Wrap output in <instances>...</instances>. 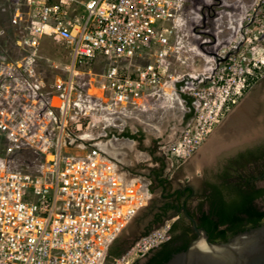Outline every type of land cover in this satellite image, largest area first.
Returning <instances> with one entry per match:
<instances>
[{"label": "built area", "instance_id": "2783aa9c", "mask_svg": "<svg viewBox=\"0 0 264 264\" xmlns=\"http://www.w3.org/2000/svg\"><path fill=\"white\" fill-rule=\"evenodd\" d=\"M2 1L0 13L15 36L9 42L20 55L0 61V264H105L108 247L147 206L151 191L96 147L78 155L65 152L66 118L81 88L115 112L141 106L143 90L165 86L171 78L170 39L184 25V0ZM154 45L159 49L152 63L135 77L121 76L122 62ZM63 47L68 49L64 67L41 54ZM102 63L98 75L94 68ZM259 69L253 62L244 71L230 56L208 85L190 88L195 115L171 145L175 165L200 147ZM17 152L41 159L34 172L12 169ZM174 219L112 264L144 259L169 239Z\"/></svg>", "mask_w": 264, "mask_h": 264}, {"label": "rangeland", "instance_id": "374dc122", "mask_svg": "<svg viewBox=\"0 0 264 264\" xmlns=\"http://www.w3.org/2000/svg\"><path fill=\"white\" fill-rule=\"evenodd\" d=\"M2 3L3 1L0 0V5ZM181 10L184 25L170 39L172 48L167 52L168 73L171 78H166L168 83L165 86L149 89L150 93L157 92L159 96L153 94L143 98L139 107L130 105L125 110L114 112L101 99L89 96L86 89H79L76 105L66 118L69 130L67 136L63 138L65 152L78 155L87 148L96 147L120 168L132 170V173H135L134 178L148 185L145 168L157 167V164L151 162L148 154L140 149L136 142L119 138L117 134L125 129L135 131L140 128L150 137L162 138L159 153L167 158L168 164L164 173L169 175L176 167L171 155V145L182 135L186 126L193 122L195 115L194 101L191 121L186 126L180 123V107H184L180 94L191 97L190 88L208 85L214 72L217 75L221 74L224 62L230 56L242 63L244 71L247 66L256 63L260 69L256 70L254 75L257 78L263 75L264 65H261L260 61H264V0H184ZM170 24L167 22L164 25L169 27ZM0 27L4 31V34H0V61L13 60L20 54L11 47L7 39L10 27L7 16L2 13H0ZM214 37L216 41L222 42L220 46H211ZM195 38L203 43L210 42L203 44L206 53L190 52L194 48ZM226 41L228 44L225 45ZM219 47H221L219 56H216ZM156 50L158 49L152 47L144 54V58H133L129 62H122L119 65L121 76L135 77L139 68L153 62L152 55ZM41 54L50 57L56 63L63 64V67L68 62V49L64 47L61 52L56 49H42ZM195 64L201 70H193ZM94 71L100 75L104 67L96 66ZM198 72L201 74H196ZM45 78L51 81L52 75L47 73ZM257 78L249 81V86ZM101 81L102 79L98 78L96 84L99 85ZM90 93L99 94L96 90H91ZM146 145H149L148 141ZM21 156L11 158L12 169L17 172H34L38 157ZM154 229L156 227L152 230ZM134 231L135 227L130 221L120 235L125 234L124 237H129ZM140 238L141 236L134 239V243Z\"/></svg>", "mask_w": 264, "mask_h": 264}, {"label": "flooded vegetation", "instance_id": "af4514ba", "mask_svg": "<svg viewBox=\"0 0 264 264\" xmlns=\"http://www.w3.org/2000/svg\"><path fill=\"white\" fill-rule=\"evenodd\" d=\"M139 131L144 135L140 142L131 141L140 149H146L143 151L154 164L157 163L152 157H164L165 168L163 174L157 176L151 172L159 164L145 168L151 198L147 206L131 219L134 233L129 237H124L125 234L118 236L116 246L132 243L149 227H156L162 218H175L176 245H181L183 240H193L196 235L183 215L182 206L197 227L203 214L218 223V212L230 202L246 204L237 213L241 219L240 229L252 228L255 223L248 219L252 215L264 214V73L243 92L200 147L176 165L169 175L164 173L167 158L159 153L163 139L150 137L140 128L130 130L132 134ZM147 141L149 145H146ZM120 170L128 178H134L132 170ZM228 227V224L218 225V230L231 234ZM186 228L191 231L187 233Z\"/></svg>", "mask_w": 264, "mask_h": 264}, {"label": "trees", "instance_id": "16d2710c", "mask_svg": "<svg viewBox=\"0 0 264 264\" xmlns=\"http://www.w3.org/2000/svg\"><path fill=\"white\" fill-rule=\"evenodd\" d=\"M14 38H15L14 33L12 29L10 28L9 32L7 33V39L10 41V40H13ZM0 51H1V47H0ZM99 67L100 68L105 67V63H102L101 65H99ZM181 97L186 101L187 106L191 107V112L185 118V121H187L193 115V108H192L193 98L185 94H182ZM143 136L144 135L141 131H139L136 134H132L129 129H125L121 133L117 134V137L119 138L137 140L139 142L143 138ZM142 150H146V149H142ZM21 155H25L26 157H38V156H33L29 154L28 152H17L13 154L12 157L13 156L20 157ZM38 159H39L38 160V163H39L41 159L39 157ZM152 159H153V162L159 164V167L154 168L151 174H155L156 176L162 175L163 169L165 168L164 157H152ZM245 205L246 204L244 203H235V202L224 204L223 208L218 212V217H219L218 223H214L213 221L209 219L208 216H205L203 214L202 218L200 219V224L198 227L206 231L209 237V240L211 242H225L229 238H231L233 235L247 230V229H240L241 219L237 216V213L242 211ZM157 217L158 215L156 214L155 218ZM166 219L168 218H162L159 221V224L156 226V228L162 225ZM248 220L255 223L253 227H256L263 223L264 214L252 215L250 219ZM223 224H228L229 226L228 228L232 230L231 234H227L226 230H218V225H223ZM176 227H177V223H172L171 229L169 232V239L163 244H161L159 247H157L156 249L150 251L145 256L143 261L141 262L137 261L134 264H165L168 260L172 258L173 255L185 250L190 241L188 242L186 240H183V243L181 245H176L177 238L174 234ZM152 229L153 228L149 227L145 232L141 234V237L147 235ZM189 231H191V229L186 228V232L188 233ZM118 238L119 237H117L108 247L107 256L105 258V264H112L115 259L119 258L134 243L133 241L132 243L126 246H123V247L116 246L115 244L118 242Z\"/></svg>", "mask_w": 264, "mask_h": 264}, {"label": "water", "instance_id": "95a60500", "mask_svg": "<svg viewBox=\"0 0 264 264\" xmlns=\"http://www.w3.org/2000/svg\"><path fill=\"white\" fill-rule=\"evenodd\" d=\"M181 210L196 236L185 250L165 264H264V223L239 232L225 242H211L184 206Z\"/></svg>", "mask_w": 264, "mask_h": 264}, {"label": "crops", "instance_id": "0c3cea01", "mask_svg": "<svg viewBox=\"0 0 264 264\" xmlns=\"http://www.w3.org/2000/svg\"><path fill=\"white\" fill-rule=\"evenodd\" d=\"M77 13H80V10L78 9L77 10ZM166 24V23H165ZM193 49H191V51L190 52H193V54H199V53H206L205 52V49L203 48V44H201L200 43V41H199V39H197V38H195L194 39V41H193ZM154 47V49H159V47L157 46V45H154L153 46ZM146 52H148V50H145V49H142V50H140V51H138V53L133 57L134 59H137V58H144L143 56H144V54L146 53ZM195 52V53H194ZM150 54H148V56H149ZM132 58V59H133ZM129 61H131V59L130 60H127V61H125V62H129ZM99 66V65H98ZM97 66V67H98ZM192 69L193 70H201L200 68L198 69L197 68V66H196V64L195 65H193V67H192ZM200 72V71H199ZM196 73V74H201V73ZM172 83V82H171ZM178 87L180 86V85H177ZM172 91H174V89H171ZM163 91V90H162ZM165 92V91H164ZM153 94H156L157 96H159V94L157 93V92H149V89H145V90H143V95H144V97L143 98H145V97H150V96H153ZM182 94H180V96H181ZM181 103L184 105V107H180V116H179V120H180V123H182V125H184V126H186L190 121H191V119H192V117H193V115H192V117L190 118V119H188L187 121H185V118H186V116L191 112V107H189V106H187V103H186V101L181 97ZM194 106V100H193V102H192V108H194L193 107ZM134 142V141H133Z\"/></svg>", "mask_w": 264, "mask_h": 264}, {"label": "bare ground", "instance_id": "6f19581e", "mask_svg": "<svg viewBox=\"0 0 264 264\" xmlns=\"http://www.w3.org/2000/svg\"><path fill=\"white\" fill-rule=\"evenodd\" d=\"M235 6H236V5H234V7H235ZM234 7H231V8H234ZM237 8H238V7H237ZM193 32H195V31H193ZM239 34L242 36L241 33H239ZM239 37H240V36H239ZM235 41H236V40H235ZM223 42H224V41H223ZM236 42H237V41H236ZM200 43H201V44H209L210 42H208V43H207V42H205V43L200 42ZM221 43H222V42H218V41H216V38L214 37V41H213V43H210V44H211L212 47H218V46L221 45ZM224 44L226 45V44H228V42L226 41V43H224ZM222 46H223V45H222ZM222 46H221V47H222ZM221 47H219V49H218L217 52L215 53L216 56H219V50H220ZM207 59H208V58H207ZM209 62H210V61H209Z\"/></svg>", "mask_w": 264, "mask_h": 264}]
</instances>
